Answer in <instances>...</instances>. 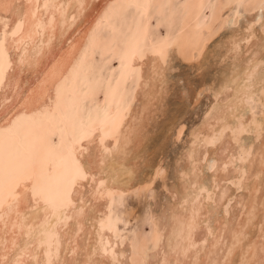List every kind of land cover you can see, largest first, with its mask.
<instances>
[{
  "label": "bare ground",
  "instance_id": "bare-ground-1",
  "mask_svg": "<svg viewBox=\"0 0 264 264\" xmlns=\"http://www.w3.org/2000/svg\"><path fill=\"white\" fill-rule=\"evenodd\" d=\"M237 1H226L220 12ZM158 2L0 0V264H264V203L254 221L244 218L231 234L252 207L238 192L264 186L262 176L246 181L240 159L264 131V15L256 5L247 8L256 13L242 31L232 33L226 53L233 62L190 132L180 187L172 189L173 203L163 206L173 222H153L150 251L140 247L139 234H123L133 217L116 212V197L137 182L151 186L164 170L160 160L146 179L137 178L140 160L150 153L147 127L172 54L193 60L208 42L185 30L206 0H188L184 25L164 37L151 31ZM107 27L111 33L104 37ZM255 37L258 47H249ZM253 100L261 102V115L252 111ZM183 131L179 125L177 139ZM89 158L95 172L79 180L77 169Z\"/></svg>",
  "mask_w": 264,
  "mask_h": 264
},
{
  "label": "rangeland",
  "instance_id": "rangeland-1",
  "mask_svg": "<svg viewBox=\"0 0 264 264\" xmlns=\"http://www.w3.org/2000/svg\"><path fill=\"white\" fill-rule=\"evenodd\" d=\"M206 1L207 4L201 11L199 16L192 19L191 25L185 29L186 31L190 30L192 32L195 31L196 33L199 32V37L208 41L205 49H203L202 51L203 54L201 53L202 55H200V57L198 56L193 60L184 59L183 57L178 56L176 53L172 54V61L169 68L172 71L168 69L167 82L164 85L163 89H161V93L159 94V96L162 98L156 100L157 103L155 102L156 105L154 106V115L151 113L153 115L151 116L150 114L151 118L154 119L153 120L150 118V122L153 121L156 126H154L153 122L152 124L150 122L148 124L149 127H147V130L151 131L148 132L149 134H151L149 135V138H152L153 140L147 138L150 140V142L149 140L145 142L146 148H150L149 151L148 149L146 150L150 153H145L146 155H144L142 160H140L139 163H141V165L140 169L138 170L137 178L141 176L142 179H146V173L149 174L152 171V166H155L156 163H158L160 160H162L161 165L164 169L162 170L163 174L161 173V175L156 178L155 182H153L154 184L152 183L153 185L151 184V186L150 184L146 186L147 183L146 185H143L145 183H140L141 187L139 188L140 185L137 182L135 187L132 189L133 191L130 190V192L123 194L120 198L116 197V201L120 202V205L117 202L116 212L118 211L119 213L120 210H123V212L125 211L126 215H130L129 213L132 214L130 215V219L133 217V220L131 219L132 222L131 220L129 222L131 224L127 226L123 234L126 236L128 235V237L131 238H136L139 236L138 239L136 238L140 241L139 245L141 243L143 245L142 247H145L146 245L148 251H150L149 249H151L152 246L153 235L151 234H154L155 230L154 227L156 222L155 224L153 222L155 220H162L163 222H167L168 224H171L173 222V217L169 214L170 212H168V209L166 207H169L168 205L170 203H173L174 201L172 189L175 186L180 187V182L178 180V168L180 169V166L182 167L183 164L185 165V163H187L185 151L190 144V132L192 131L194 126L198 127V125L201 124V121L203 120L207 112L206 109H209V104H212L214 101V90L215 88H217V83L219 82L223 74L222 72L225 70V68L227 69L228 66L233 62V59H231V57L227 58L226 50L228 48V41L233 34L239 33V29H241V32L242 28L246 25L245 23H247L246 20L252 17L251 15L256 13V11L255 13H252V11L247 10L249 6L256 5L257 10L260 12V14L264 15V0H240V2H235V4H229V6L227 5L226 8L229 9L225 8V10H223V13L222 11L220 12V9L225 3H227L226 1L228 0ZM187 3L188 0H159V2L154 5L151 12V31L156 34L157 37H164L168 34L173 33L176 29L182 27L186 19L185 11ZM241 6L244 7L242 8ZM171 10H173L172 16H170ZM131 13L132 9H130L126 13V15L129 16ZM225 15L228 17H226ZM196 26L198 28L201 27L202 30H208L207 34L203 36L201 29H199L198 31ZM110 33L111 30L109 27H107L103 32V36L107 37L108 35H110ZM255 38L251 39V41L249 42V47L250 44H252L251 46H253V48L258 47L259 44L258 42L256 43L257 38ZM119 41L121 42V39ZM242 44V48L244 49V51L242 52H246V47L244 48V44H246V41L242 42ZM252 49L251 51L254 50ZM223 51L224 53H222ZM249 54L250 51L249 53H245L243 55L247 56ZM97 60H100L101 62L102 56H98ZM113 60L114 59H112V65L108 66L107 70L105 71L107 75L109 74V71L113 70L114 68ZM214 85L215 88H213ZM159 100L161 101V103ZM260 103L261 102L258 100H253L250 104V107L254 108L252 109V111H254L255 113L257 112L256 114L258 115H261L263 109V106L262 104L260 106ZM256 109H258V111ZM172 120H174L175 126L172 125ZM178 121H180V123H178ZM179 125H184V131L181 138L177 139L175 133L179 128ZM170 127L172 129H170ZM152 130L154 132H152ZM156 132H158L159 134ZM155 133L157 134V136ZM165 134L170 138L165 136ZM253 136L254 135L251 132L245 133L246 138L253 139ZM162 143H165V145ZM156 145L159 146V149H157L158 147ZM151 152L154 153L151 154ZM252 153L253 154L249 156L245 161V166L248 171L246 181L251 184L257 178H259V176H262L264 178V131L261 137L253 144ZM146 160L148 161V163ZM140 172L145 174V178L142 176L143 174L139 175ZM206 172L210 173L211 169H207ZM141 178L137 180L141 181ZM136 186L138 188H136ZM238 193V195H241L245 204L251 203L252 207L249 208L248 213H246L244 216L242 215L241 219L234 222L233 228L231 229V234H234L235 228L240 227V224L244 218L247 219L248 217H251L254 221L257 216L255 212H259V210L262 208V204L264 203V186H262L258 191L248 188L245 190L242 189ZM235 201L236 200H233L232 204L235 203ZM250 226V228H252L253 223H251ZM254 231H256V228L254 229ZM136 233L137 235H139L137 236ZM145 236L149 238V242L147 241V238H144ZM170 237H172V235H169L167 239H169ZM149 243L151 244L149 245ZM166 247H168V250L170 249V246ZM233 250L235 251V253L239 252L240 248L238 247L237 243L233 245ZM245 250V255L248 256L247 246L243 249V251Z\"/></svg>",
  "mask_w": 264,
  "mask_h": 264
},
{
  "label": "snow or ice",
  "instance_id": "snow-or-ice-1",
  "mask_svg": "<svg viewBox=\"0 0 264 264\" xmlns=\"http://www.w3.org/2000/svg\"><path fill=\"white\" fill-rule=\"evenodd\" d=\"M252 154L253 153H250L247 151L242 152L241 157H240L241 161L245 162V157L251 156ZM94 172H95L94 161L91 158H89V161L87 164H83L82 167L77 169L76 175H77V178L79 180H88L89 177H88V175H86V173H94ZM85 187H87V185H85ZM84 195L87 197L88 193L86 192V193H84ZM28 199H29V206H31L33 204V199H32L30 194H29ZM51 206H53V205H51ZM36 209L38 212L41 210L44 211V209L42 207H40L37 202H36ZM94 264H102V262L95 261Z\"/></svg>",
  "mask_w": 264,
  "mask_h": 264
}]
</instances>
